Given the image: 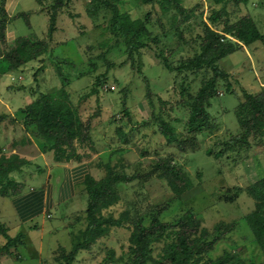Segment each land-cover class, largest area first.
I'll return each mask as SVG.
<instances>
[{
  "label": "rangeland",
  "instance_id": "1",
  "mask_svg": "<svg viewBox=\"0 0 264 264\" xmlns=\"http://www.w3.org/2000/svg\"><path fill=\"white\" fill-rule=\"evenodd\" d=\"M15 1L19 3L8 28L11 44L23 35L46 38L52 5L57 0ZM92 1L67 0L59 8L52 45L59 48L55 56L67 60L60 62L61 71L56 62L45 61L46 56H42L26 65L23 72L0 76V147L10 154L12 140L22 139L25 134L17 120L12 123V117L5 115L16 113L40 91L54 92L66 86L82 118L91 117L96 149L84 150L91 152L93 164L111 157L117 172L142 175L167 161L186 170L194 187L176 197L162 176L164 168L151 177L120 182L119 198L101 208L97 229L90 225L89 196L83 191L75 201L54 208L52 216L44 215L42 237L40 231L32 229L34 224H42L44 217L20 223L11 199L0 195V244L6 242L3 231L12 236L21 231L28 235L25 246L0 255V264H65L60 256L63 248L65 252L78 250L74 264H102L110 249H115L117 256L127 254L133 218L141 217L150 225L155 216L167 225L194 217L210 229L220 222L234 226L201 264L263 262V252L247 216L261 204L250 188L264 176V132L251 135L248 141L238 139L245 133L238 107L245 101L244 90L264 98V44L258 41L244 46L220 61L228 77L218 81L217 94L209 108L210 123L200 133H189L188 94H196L213 72H170L154 52H162L175 65L194 58L201 51L205 22L211 25L212 9L220 5L210 0H183L189 14L185 18L157 3L122 0L121 10L130 12L133 18H145L151 12V34L160 38L153 48L142 49L144 66L140 73L137 60L133 65L128 56L126 44L111 40V22L106 12L96 17L90 14ZM227 11L231 21L252 16L264 32V0L230 3ZM19 12L28 13L31 27L24 17L16 18ZM160 116L176 127L178 141L167 142L160 130ZM123 134L128 136V143L123 142ZM52 159L48 155L44 160H30L24 174L15 176L23 180L26 190L41 188L47 184V172L41 168L46 169ZM93 170L97 178L106 172L105 167ZM164 246V241L156 242L153 255L158 257Z\"/></svg>",
  "mask_w": 264,
  "mask_h": 264
},
{
  "label": "trees",
  "instance_id": "2",
  "mask_svg": "<svg viewBox=\"0 0 264 264\" xmlns=\"http://www.w3.org/2000/svg\"><path fill=\"white\" fill-rule=\"evenodd\" d=\"M7 1L0 0V75L23 72L26 65L42 56H46L45 61L56 62L61 71L60 62H67V60L58 59L55 56L58 45L54 47L52 41L59 8L64 6L67 0H57L52 5L51 24L46 38L23 35L18 36L12 44L8 38V28L13 15L7 10ZM121 1L93 0L89 11L93 17L100 15L103 10L106 12L111 22V40L126 44L129 58L132 59L133 65L137 60L138 69L142 73L144 66L142 49L153 48V44H158L160 38L158 35L151 34L149 28L151 12L147 13L145 18H133L130 12L121 10L119 6ZM135 1L143 4L157 3L165 10L174 9L179 15L189 17L183 0ZM210 2L220 7H213L209 16L211 25L205 22V35L198 55L175 65L162 52H154V56L170 72H197L205 69H211L213 72L212 77L202 83L196 94H188L187 104L190 107V113L186 126L189 133H200L210 123L209 108L213 105L212 99L217 94L218 81L220 78L228 77L226 70L220 66V61L242 50L244 46H250L258 41L264 44V32L259 29L252 16H244L237 21H231L227 16L228 4H246L249 0H210ZM20 17H24L28 26L31 27L28 13H17L16 18ZM42 68L44 66L39 71ZM186 92L187 89H184V94ZM231 93L234 91L231 90ZM37 94L38 96L18 109L16 113L5 115L7 118L12 117L10 119L12 123L17 120L16 123L23 126L25 130L22 139H13L11 146L18 148L32 143V139H35L43 152H53L56 162H81L85 158L92 157L90 151L84 150L96 149L91 117L87 120L82 118L79 107L72 101L66 86L54 92L40 91ZM244 97L245 101L238 107V114L241 125L245 127V133L239 135L238 139L248 141L251 135L264 132V98L246 90H244ZM159 121L160 130L167 142L171 144L178 141L176 127L162 116L159 117ZM123 135V142L128 143V136ZM30 163L31 161L20 153L11 151L8 154L0 147L1 196H18L25 191V183L19 181L13 174L21 172ZM95 164L100 168L105 167V175L97 178L89 173L81 185L83 191L89 196L87 214L90 225L94 229L100 225L101 218L98 213L101 208L117 202L119 198L117 184L120 182H132L142 177H151L164 168L162 176L166 178L176 197L194 187V181L186 170L167 161L157 164L152 171L142 175L117 172V165L112 163L111 157L106 162L100 160ZM250 192L261 201V204L248 214L247 221L264 255V176L255 181ZM131 222L132 232L127 254L117 256L115 249H110L102 264H201L215 248L216 243L234 228L232 224L220 222L210 229L194 217L180 219L172 225H167L158 216L152 219L150 225H146L141 217L133 218ZM3 235L6 242L0 244V255L9 254L19 245H26L25 240L28 235L24 231L16 236L3 231ZM161 241L165 242V246L158 257H155L153 245ZM64 249L60 256L65 260V264H74L78 250L65 252ZM218 264H224V262ZM259 264H264V261Z\"/></svg>",
  "mask_w": 264,
  "mask_h": 264
},
{
  "label": "crops",
  "instance_id": "3",
  "mask_svg": "<svg viewBox=\"0 0 264 264\" xmlns=\"http://www.w3.org/2000/svg\"><path fill=\"white\" fill-rule=\"evenodd\" d=\"M18 3L19 1L15 0L7 1L6 7L10 14H13L16 11ZM6 75H9V73L0 76L3 77ZM32 100L33 98H30L28 103ZM13 152H18L31 161H37L38 159L44 160L48 157V155L53 157L51 164H49L46 169L44 167L41 168V170L47 172L46 185L38 189H25L22 194L9 197L11 199L12 206L15 207L18 214V218L20 220L18 222L28 224L29 222H35V220L40 216L44 217L42 224H34L35 227L32 229L34 232L40 231L42 237V229H45L46 227L44 215L48 213L52 216L51 211L54 208L75 201L79 194L83 192L81 185L85 177L89 173L94 174L93 169L97 166L95 163H92L93 161L91 157L85 158L81 162H56L54 160L53 152H43L35 139H32V143H28L18 148L13 147ZM25 168L21 172L17 173L24 174ZM15 174L16 173L13 175L15 176ZM18 180L23 182V180ZM55 230L58 231L59 229L57 228ZM53 231L52 233H54Z\"/></svg>",
  "mask_w": 264,
  "mask_h": 264
}]
</instances>
